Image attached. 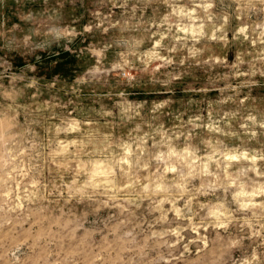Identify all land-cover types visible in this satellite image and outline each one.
Instances as JSON below:
<instances>
[{
	"label": "clouds",
	"instance_id": "9594fccd",
	"mask_svg": "<svg viewBox=\"0 0 264 264\" xmlns=\"http://www.w3.org/2000/svg\"><path fill=\"white\" fill-rule=\"evenodd\" d=\"M0 264H264V0H0Z\"/></svg>",
	"mask_w": 264,
	"mask_h": 264
},
{
	"label": "rangeland",
	"instance_id": "374dc122",
	"mask_svg": "<svg viewBox=\"0 0 264 264\" xmlns=\"http://www.w3.org/2000/svg\"><path fill=\"white\" fill-rule=\"evenodd\" d=\"M9 14H11V13H9ZM16 18L15 17H13V20H15ZM10 26V25H9ZM230 59H231V57H230ZM17 63L19 64V63H21V61H19V59L17 60ZM65 69H64V67L63 66H61L60 68H58V69H56V71H64ZM178 95H179V93H178ZM142 98V97H141Z\"/></svg>",
	"mask_w": 264,
	"mask_h": 264
}]
</instances>
